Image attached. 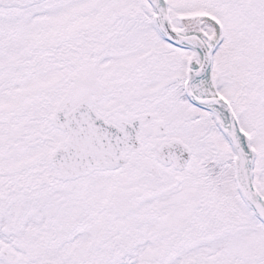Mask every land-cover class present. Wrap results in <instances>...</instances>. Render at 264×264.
<instances>
[{
    "label": "snow or ice",
    "instance_id": "6c2138e0",
    "mask_svg": "<svg viewBox=\"0 0 264 264\" xmlns=\"http://www.w3.org/2000/svg\"><path fill=\"white\" fill-rule=\"evenodd\" d=\"M0 264H264V0H0Z\"/></svg>",
    "mask_w": 264,
    "mask_h": 264
}]
</instances>
